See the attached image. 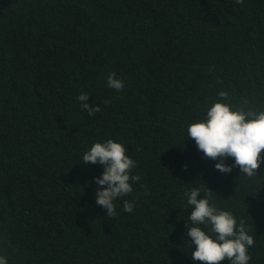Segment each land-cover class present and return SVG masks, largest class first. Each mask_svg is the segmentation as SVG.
Returning <instances> with one entry per match:
<instances>
[{
  "label": "trees",
  "instance_id": "1",
  "mask_svg": "<svg viewBox=\"0 0 264 264\" xmlns=\"http://www.w3.org/2000/svg\"><path fill=\"white\" fill-rule=\"evenodd\" d=\"M111 72L124 81L119 92L107 87ZM218 91L264 110V0H0V255L8 264H192L183 194L200 185L245 221L249 264H264V163L258 178L238 167L221 174L186 139ZM81 92L101 110L89 116ZM107 139L140 176L115 216L95 204L102 168L81 165Z\"/></svg>",
  "mask_w": 264,
  "mask_h": 264
},
{
  "label": "clouds",
  "instance_id": "2",
  "mask_svg": "<svg viewBox=\"0 0 264 264\" xmlns=\"http://www.w3.org/2000/svg\"><path fill=\"white\" fill-rule=\"evenodd\" d=\"M236 2L243 3V0ZM106 84L117 92L124 87V81L114 72L108 74ZM228 95L226 91H218L216 101L204 109L203 118L188 123L186 139L193 140L197 150L204 158L213 160L214 168L221 174H230L238 167L240 176L258 178L255 170L264 163L260 155L264 150V110L238 108L226 102ZM88 99L89 95L84 92L76 97L80 107L93 116L101 109L90 107ZM126 151L120 142L107 139L94 142L81 156V165L90 163L102 168L101 174L93 177L97 186L95 204L107 216L116 215L115 202L131 194L132 185L140 180L139 175L132 174L136 161ZM227 158L232 159L231 165L226 163ZM211 194L200 185L189 187L183 194L191 207L184 219L192 264H220L224 260L228 264H249L248 249L254 243L250 229L243 219L238 221L232 212L212 203ZM134 207V199L123 200V212L131 213ZM0 264H8L6 256L0 255Z\"/></svg>",
  "mask_w": 264,
  "mask_h": 264
}]
</instances>
